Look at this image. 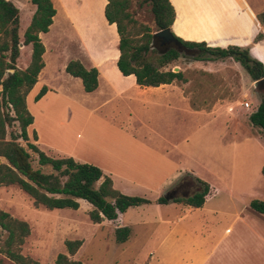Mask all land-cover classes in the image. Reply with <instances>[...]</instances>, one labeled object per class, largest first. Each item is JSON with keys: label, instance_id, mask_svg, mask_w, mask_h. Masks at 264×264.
Wrapping results in <instances>:
<instances>
[{"label": "crops", "instance_id": "crops-1", "mask_svg": "<svg viewBox=\"0 0 264 264\" xmlns=\"http://www.w3.org/2000/svg\"><path fill=\"white\" fill-rule=\"evenodd\" d=\"M9 1L18 9V34L21 37L35 7L29 0ZM168 1L174 12L169 30L176 38L186 42H203L212 48H247L249 55L264 67V38L253 42L254 37L262 31L255 15L264 12L253 4L255 0H180V6L172 0ZM22 3L25 4L23 8H26L23 22L20 20ZM50 3L54 9L51 24L46 33L38 34L44 49L41 56L43 67L24 99L25 108L32 117V123L26 128L27 139L29 131L32 133L30 144L53 159L69 156L68 153L56 152L43 146L45 143L36 121L37 116H45L47 113L42 106L49 103L52 107L64 94L59 83L66 86L72 83L83 97L99 100L95 102V107L88 108L63 98L61 106H53V110L63 107L68 109L69 105L80 114L90 113L95 108L115 110L116 115H122L116 126L128 138L127 141L136 142L138 140L135 138H146L151 144L147 154L113 158V166L93 162L95 167L105 168L101 173L111 180L113 189L120 194L141 196L140 198L151 202L127 208L114 221L103 220L95 225L109 223L112 231L127 228L125 244L130 243L137 234L140 236L145 231L143 226L150 224L156 227L152 231H146L149 234L147 241H151L152 246L143 253L140 264H264V216L249 208L250 201L264 202V177L260 173L264 164V135H250L248 132L245 136L234 128L230 129L227 123L231 122L233 126L234 119L238 120L232 110L219 107L217 99L215 102L203 103L201 77L184 74L187 69H198L200 61H191L194 63L184 66L183 70L177 68L182 73V81L157 87H141L135 83L133 75L122 76L115 65L118 57L115 25L108 24L104 17L106 0H50ZM192 8L198 11L205 24L195 23ZM18 48L20 51L23 48L29 49L22 67L18 66L20 51L15 63L17 69L23 70L29 61L30 48L21 44ZM50 49L54 52H67L58 71L61 78H56L49 59H46ZM69 61H77L86 70H96L97 87L94 91L85 93L80 80L64 72ZM42 87L45 88V93L34 101ZM221 113L227 120L223 124L224 133L220 135V146L226 149L240 148L242 157L226 155L231 170L223 174L211 172L206 167L208 174L213 173L209 175L210 178L193 167L176 161L174 156L184 158V152L193 140L201 142L203 121L209 119L214 123ZM7 138L6 136V140ZM215 139L217 140V136ZM237 159H241L243 165H239ZM73 161L80 164L84 162L78 159ZM0 163H4L1 157ZM235 176L241 178L240 183H235ZM194 178L209 186L201 207L192 208L173 203L172 200L179 199L172 198L169 194L173 183L184 185V194H187L182 196L184 198L192 195ZM180 179L182 182H179ZM159 197L167 200V203L155 204L154 201ZM76 202V210L83 207L84 214L91 209L83 200L77 199ZM147 208L160 214L153 215L150 222H146V217L138 221L126 218ZM63 254L67 255L65 248ZM74 255L68 257L75 260L72 258Z\"/></svg>", "mask_w": 264, "mask_h": 264}, {"label": "trees", "instance_id": "trees-1", "mask_svg": "<svg viewBox=\"0 0 264 264\" xmlns=\"http://www.w3.org/2000/svg\"><path fill=\"white\" fill-rule=\"evenodd\" d=\"M35 9L27 27L19 37L18 9L9 0H0V187L16 186L31 201L33 208L46 210H76L77 199L91 206L87 218L92 224L103 220L114 221L127 208L147 205L151 202L136 196H125L113 189L111 180L89 164H80L70 157L53 159L27 142L26 128L32 117L25 108V96L36 82L43 67V46L39 33H46L54 9L50 0H29ZM147 6L156 28L154 31L132 18L128 9L130 0H106L104 17L108 24H114L118 37L116 68L122 76L133 75L135 83L141 87H157L173 81H182L180 71L172 72L167 65L178 58L188 61L212 62L231 59L246 73L250 81L259 82L257 93H261L254 109L248 115L249 124L264 135V67L249 55L247 48L229 46L224 49L212 48L203 42H186L176 38L169 30L174 12L168 0H138L137 6ZM262 28L253 39L264 38V12L255 15ZM167 29L178 47L160 48L154 33ZM19 44L29 46V61L23 70L15 67L19 57ZM64 72L81 82L85 93L97 87V72L94 68L84 69L77 61H69ZM45 93L42 87L34 101ZM16 125L18 132L7 131ZM6 136L8 139L6 140ZM33 139L35 140L34 136ZM18 140L24 142L23 145ZM264 177V164L260 169ZM192 195L172 200L192 208H199L209 191V186L194 178ZM155 204H166L162 197ZM249 208L264 216V202H249ZM0 255L14 264H38L21 254V246L29 235L26 222L12 218L0 210ZM128 229H114L117 244L125 242ZM81 245L80 240H65L66 254H57L52 264H81L69 257ZM69 256V257H68Z\"/></svg>", "mask_w": 264, "mask_h": 264}, {"label": "rangeland", "instance_id": "rangeland-1", "mask_svg": "<svg viewBox=\"0 0 264 264\" xmlns=\"http://www.w3.org/2000/svg\"><path fill=\"white\" fill-rule=\"evenodd\" d=\"M137 1L130 0L128 12L133 19L154 31L156 28L153 25L148 7L146 5L138 7ZM172 1L180 6V0ZM253 4L264 11V0H255ZM23 7H25L24 3H22V8H20V20L22 22L26 14V8ZM191 10L192 16H195L196 19L195 23L203 22L198 11L196 9L193 10V8ZM204 22L203 24H205ZM45 40L46 46L48 44ZM46 47L49 50V46ZM50 50L46 55V59H49L48 62L51 68L54 69L53 72H55L56 78H61L58 71L62 61L67 56V52ZM27 52H29L28 48L21 49L19 67H22ZM193 63L187 59L178 58L169 63L167 69L172 71L173 68H180L183 70L184 66L192 65ZM197 66L198 69H187L184 74L201 77L203 103L206 101L215 102V99H217L219 107L222 106L221 108L232 110V114L234 113L238 120L234 119L233 126L231 122L227 123V127H230V129L234 128L236 132L245 136L248 135V132L250 135H256V133L263 135L258 129L253 128L248 123L247 116L254 109L261 93H257L256 87L253 86L244 70L231 59L212 61L210 64L198 62ZM59 85L64 90V94L57 99L53 106H61L60 103L65 98L74 104L93 108L95 107V102L99 100L83 97L77 86L72 83L69 86L62 83H59ZM243 103H247V108L243 107ZM70 106L68 109H64L62 106L63 108H59L57 111L53 110L49 103L42 106L43 111H47V113L45 116H37L36 121L41 133V139L45 143L43 146L54 149L56 152L68 153V157L80 161L84 160L83 163L86 164L94 165V161H99L103 165L109 166H113V158L147 154L151 149V144L146 141V138H135L138 140L136 142L127 141L128 138L122 134L118 125L116 126L118 119L122 117V115H116L117 111H109L106 110L107 108L100 110L95 108L90 113L80 114L75 108H70ZM226 120V116L222 113L217 116V121L214 123L209 119H205L202 126L201 142L198 139L193 140L184 152L185 157L177 156L175 158L173 155L174 159L193 167L196 171L208 177L213 173L208 174L205 170L206 167L211 172H221L222 174L230 172V163L225 158L226 155L228 157L233 155L236 158L242 157V154L239 151L240 148L226 149L220 146V135L224 133L223 124ZM8 130L18 132L16 125ZM31 134V131H29V143H32ZM141 134L145 135L144 132ZM216 136L217 140L215 139ZM140 140H143V142ZM18 143L24 144L21 140H18ZM244 151L246 150L244 149ZM237 160L239 165H243L240 162L241 159ZM102 169L99 168L101 172ZM185 180L189 182L187 179ZM180 181L182 182L181 179ZM240 181L241 178L235 176V183H240ZM176 184L174 185L173 183L169 190L176 188L178 185ZM185 195L187 194H183L182 189H178L171 197L181 198ZM168 197L171 198L170 195ZM79 209L75 211L68 209L46 210L42 207L35 209L31 205L30 199L16 187H0V210L12 218L26 222L29 226V235L21 246V254L33 259L38 264H52L57 254L64 253L63 242L74 239L81 240V245L72 258L82 264H140L143 253L152 246V242L147 241L149 234H146V231H152L156 227L150 224L145 225L142 227L145 231L140 236L137 234L133 237L129 241L130 243L117 244L114 238V230L112 231L109 223H103L102 225L91 224L87 219V212L84 214L83 207ZM137 212L130 217L129 215L126 216V218L129 221H138L146 217V222H150L153 215L157 216L160 214L149 208L139 213ZM2 236L3 233L0 231V239ZM0 264L14 263L0 255Z\"/></svg>", "mask_w": 264, "mask_h": 264}, {"label": "water", "instance_id": "water-1", "mask_svg": "<svg viewBox=\"0 0 264 264\" xmlns=\"http://www.w3.org/2000/svg\"><path fill=\"white\" fill-rule=\"evenodd\" d=\"M154 38L159 40V46L160 47H165V48H170V47H178V43L172 38L169 30L164 29L161 31H158L153 34ZM172 72H177V68H173ZM259 82H254L253 86L257 87ZM165 199L167 196H163Z\"/></svg>", "mask_w": 264, "mask_h": 264}, {"label": "flooded vegetation", "instance_id": "flooded-vegetation-1", "mask_svg": "<svg viewBox=\"0 0 264 264\" xmlns=\"http://www.w3.org/2000/svg\"><path fill=\"white\" fill-rule=\"evenodd\" d=\"M159 47H160V46H159ZM160 48H164V49H166L165 47H160ZM178 189H180V190L182 189L183 194L186 192L184 185H183V184H180V185L176 186V188H174V190H171L169 194L172 195V194L175 193L176 190H178Z\"/></svg>", "mask_w": 264, "mask_h": 264}, {"label": "built area", "instance_id": "built-area-1", "mask_svg": "<svg viewBox=\"0 0 264 264\" xmlns=\"http://www.w3.org/2000/svg\"><path fill=\"white\" fill-rule=\"evenodd\" d=\"M247 106H248L247 103H243L244 108H247Z\"/></svg>", "mask_w": 264, "mask_h": 264}]
</instances>
